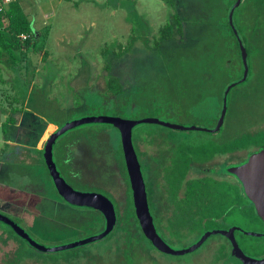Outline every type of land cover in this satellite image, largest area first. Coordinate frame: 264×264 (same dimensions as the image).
<instances>
[{
  "label": "rangeland",
  "instance_id": "obj_1",
  "mask_svg": "<svg viewBox=\"0 0 264 264\" xmlns=\"http://www.w3.org/2000/svg\"><path fill=\"white\" fill-rule=\"evenodd\" d=\"M18 1L41 33L34 43L15 46L8 65L0 66V87L5 93L13 91L20 106L29 109L23 117V132L16 134L19 140L23 135L29 144L48 122L56 123L60 129L87 117L129 121L154 118L211 129L221 111L224 87L242 74L237 46L225 25L234 0ZM174 14L182 22L183 34L161 40L159 29L166 23L173 25ZM233 24L248 49L249 68L246 81L233 87L227 96L221 129L205 133L173 131L155 124L135 127L133 146L141 164L148 163L150 170L162 161L157 156H162L159 152L164 150L165 155L172 146H228L243 136L264 133V0H241ZM44 27H48L47 33ZM111 75L122 85L118 96L107 95L106 81ZM2 133L0 129L1 136ZM117 134L107 124L75 127L58 138L53 160L75 190L103 194L116 209L118 205L122 214L120 228H126V232L121 230L114 243L107 238L62 252L40 253L28 248L0 222V264H213L221 256L225 259L218 264H225L231 248L222 236L210 237L198 250L182 256L149 250L136 257L130 255L134 236L125 220L127 184L115 148ZM65 144L75 147L69 155L72 158L68 168L77 176L61 165L56 154L58 146ZM249 146L215 157L202 168L215 171V175H208L215 179L235 182L227 169L242 165L252 153L263 149L252 143ZM17 156L9 148L0 152V199H5L0 202V214L47 248L84 240L102 231L104 223L97 211L67 205L57 195L46 166L43 165L44 178L39 168L28 166L27 159ZM205 175L190 171L188 179ZM155 177L153 173L149 179L154 206L158 214L169 215L172 209L162 200L157 185L161 178L158 181ZM155 225L175 250L188 248L197 237H167L157 220ZM206 225L205 232L233 225L264 234L263 225L245 223L236 217ZM239 233L236 239L246 256L264 258V250L253 247V239Z\"/></svg>",
  "mask_w": 264,
  "mask_h": 264
},
{
  "label": "trees",
  "instance_id": "obj_2",
  "mask_svg": "<svg viewBox=\"0 0 264 264\" xmlns=\"http://www.w3.org/2000/svg\"><path fill=\"white\" fill-rule=\"evenodd\" d=\"M233 2H235V0ZM168 3L170 5L173 4L172 1H169ZM230 8L231 6L229 7L228 12ZM173 20V25L170 23H166L159 29L161 40L173 39V37L177 35L182 36V22L177 14L173 15ZM225 25L229 28L231 32V36L237 46V51L240 58L239 48L228 25L227 18ZM235 29L239 34V31L236 26ZM43 32L47 33L48 27H44ZM40 33L41 32L35 30L34 23L32 24V20L23 12L19 1L13 0L0 12V62H2L3 59L8 60V58H10V54L13 53V51L15 50V46H28L37 41L35 36ZM21 35H25L27 37L26 40L21 41ZM241 40L247 51L248 58V49L245 45L244 40ZM8 63L9 60L7 61V65ZM241 77L242 74L239 79H241ZM106 82V91L108 96H118L119 94H121L122 85L120 84L119 79L116 76H109ZM223 91L221 93V97ZM117 133L118 141L116 142L115 140V148L120 158L122 171L124 173V180L127 184L125 220L128 221L131 225L130 228L134 236V240L131 241L132 245L129 247V249L132 250V253H130V255L132 254L136 257L137 255H140L141 252L144 250H149V252L151 253L157 250L144 237L140 229L139 223L136 219L132 203L131 190L121 149L120 135L118 131ZM250 143H252V145H255L256 147L264 149V133H260L255 136H243L238 140L234 141L233 144L228 146L210 143L204 145L187 143L186 145H179L176 147L172 146L168 150H166L165 155H162L166 158V163H164L165 166L163 167V175L160 183L162 182L163 190L161 192L164 197L162 198V200L164 199L165 203L172 209L171 214L169 215L158 214V212L156 211L153 202L154 192L150 190L149 183V179L151 178L153 173L152 170H150V165L148 163H143V161L142 163L144 164L148 172V176L145 177L144 173L142 176L146 184L147 200L154 225L155 220H157L160 224V229L167 237L174 236L175 238H187L189 236L197 234V237L192 242V244L196 243L199 238L204 234L205 231H203V228L207 226V223H215L221 219H229L230 217L234 219L236 217L237 219L242 220L245 223L255 221L264 226V223L257 216L254 206L245 197L242 186L237 179L236 182L218 180L211 176H208L212 173L215 174V171L212 172L213 170L211 169L202 168L205 164L211 162L215 157L233 153L238 150L250 148ZM146 144L151 145L150 142ZM137 159L140 162L138 156ZM190 171H195L197 173L204 172L207 175L199 178L188 179V174ZM49 180L51 181L50 177ZM115 212V227L112 232L106 238H104L113 239V243L116 241V236L121 233L120 231L122 230L124 233L126 229L120 228L122 223V214L118 209V205L117 209L115 208ZM98 214L100 213L98 212ZM102 221L104 223L103 217ZM231 226L225 227V229H228ZM155 228L158 235L163 239L165 243L169 245V243L166 241V239H164L162 234L159 233L156 225ZM234 234L236 239V234L240 233L236 231ZM247 238L253 239L251 243L253 247L262 248L264 250V242H262V240L264 241V238H255L250 236ZM236 242L239 245L237 239ZM24 243L27 245L26 242ZM228 244L231 248L230 243ZM28 248L32 249L31 247ZM222 250L224 249H221V251ZM223 252H221V254ZM222 257L223 256L215 258L213 264H218L220 261L225 259L224 257Z\"/></svg>",
  "mask_w": 264,
  "mask_h": 264
},
{
  "label": "water",
  "instance_id": "obj_3",
  "mask_svg": "<svg viewBox=\"0 0 264 264\" xmlns=\"http://www.w3.org/2000/svg\"><path fill=\"white\" fill-rule=\"evenodd\" d=\"M240 3L241 0H235L228 12L227 21L239 48L243 68L242 77L225 87L222 94V107L215 127L207 129L196 126L176 125L154 118H142L140 120L129 121L110 117H87L66 123L62 128L57 129L54 133H52L45 141L43 146V160L57 195L71 207L92 209L99 212L104 219V226L99 234L63 246L47 248L34 241L21 226L9 217L0 214V222L9 227L12 232L25 241L29 247L40 253L62 252L101 241L106 238L112 232L116 224V212L113 203L103 194L95 192H82L72 188L56 167L53 160V147L61 135L75 127L86 124H107L113 126L120 135L121 149L136 219L144 237L158 252L170 256H182L198 250L210 237L222 236L225 237L231 245V253L225 261V264H264V258L252 259L246 256L237 244L234 233L238 231L246 236L255 238H264V234L247 232L239 227L205 232L196 243L181 250L172 249L167 243H165L156 231L153 218L149 210L145 182L142 176L140 163L137 159L132 143L133 129L143 124H155L173 131L217 133L221 129L227 111L226 103L230 90L236 85L245 82L248 76L249 67L247 61V51L233 24V14ZM35 38H37V36H35ZM227 173L234 176L239 181L245 197L252 203L257 216L264 223V149L252 153L242 165L234 168H228Z\"/></svg>",
  "mask_w": 264,
  "mask_h": 264
},
{
  "label": "crops",
  "instance_id": "obj_4",
  "mask_svg": "<svg viewBox=\"0 0 264 264\" xmlns=\"http://www.w3.org/2000/svg\"><path fill=\"white\" fill-rule=\"evenodd\" d=\"M5 64L7 65V61L2 60V62H0V66ZM28 111L29 109H27L25 105L20 106V102L14 99L13 91L5 93L0 87V129L3 132L2 136L0 135V152L8 148L13 150V152L18 154L17 158L23 157L27 159L29 161L28 166H36L35 168H39V172L44 178H46L43 174L45 164H43V159L41 158L40 153L41 150L43 152V146L47 138L57 130V125L56 123L51 122L46 123L43 129L39 131L36 140H34L31 144L26 143L23 135L20 141L16 137V134L23 132V117L25 112ZM66 147L69 148H65L62 155H57L59 156L61 165L64 166L66 170L72 175L74 172L71 170V168H68L70 166V158H72L69 157V155L73 154L72 150H75V147L69 144ZM0 202H5L4 197L0 199Z\"/></svg>",
  "mask_w": 264,
  "mask_h": 264
},
{
  "label": "flooded vegetation",
  "instance_id": "obj_5",
  "mask_svg": "<svg viewBox=\"0 0 264 264\" xmlns=\"http://www.w3.org/2000/svg\"><path fill=\"white\" fill-rule=\"evenodd\" d=\"M66 144L65 145H60V146H58V148H57V150H56V154H58V155H62V153H63V150L66 148ZM53 150H54V147H53ZM163 151V150H162ZM164 152V151H163ZM163 152H159L161 155H163L162 153ZM43 153V152H42ZM53 154H54V152H53ZM157 156H159L160 158H161V162H159V164H157V165H155L154 164V167L152 168V172L154 173V174H156V177L155 178H157L158 179V181H159V179L160 178H162V175H163V173H162V171H163V167L165 166L164 165V163H166V158L165 157H163V156H160L159 154L157 155ZM55 162V161H54ZM140 163V162H139ZM143 163H145V162H143ZM141 164L140 163V168H141V172H142V175H143V173H144V176L146 177V176H148V172H147V170H146V168H145V166H144V164ZM56 164V163H55ZM56 167H57V165H56ZM155 169V170H154ZM59 171V170H58ZM60 172V171H59ZM60 174H61V172H60ZM71 174V173H70ZM62 175V174H61ZM72 175L73 176H75L76 174L75 173H72ZM189 175V174H188ZM215 175V174H214ZM77 176V175H76ZM231 177H233V178H235L234 176H232L231 175ZM235 182H236V178H235ZM158 185V188H159V190L160 191H162L163 189H162V183H158L157 184ZM145 187H146V184H145ZM73 188V187H72ZM82 209H84V208H82Z\"/></svg>",
  "mask_w": 264,
  "mask_h": 264
},
{
  "label": "built area",
  "instance_id": "obj_6",
  "mask_svg": "<svg viewBox=\"0 0 264 264\" xmlns=\"http://www.w3.org/2000/svg\"><path fill=\"white\" fill-rule=\"evenodd\" d=\"M13 0H0V12L8 5L12 2ZM26 36L25 35H21L20 36V40L24 41L26 40Z\"/></svg>",
  "mask_w": 264,
  "mask_h": 264
}]
</instances>
